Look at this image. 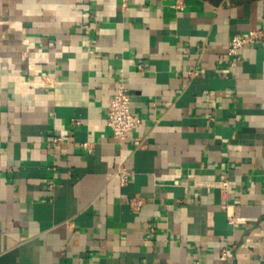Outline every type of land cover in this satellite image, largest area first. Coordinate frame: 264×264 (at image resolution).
<instances>
[{"label": "crops", "instance_id": "obj_1", "mask_svg": "<svg viewBox=\"0 0 264 264\" xmlns=\"http://www.w3.org/2000/svg\"><path fill=\"white\" fill-rule=\"evenodd\" d=\"M250 32L264 0H0V264H264V39L228 56Z\"/></svg>", "mask_w": 264, "mask_h": 264}, {"label": "built area", "instance_id": "obj_2", "mask_svg": "<svg viewBox=\"0 0 264 264\" xmlns=\"http://www.w3.org/2000/svg\"><path fill=\"white\" fill-rule=\"evenodd\" d=\"M263 39V35L259 32H250L246 35H235L230 41L228 56L237 57L245 45L254 44ZM43 83L45 86H52L48 78H44ZM130 104L131 99L128 89L122 84L119 85L116 93L108 102L106 124L112 130L114 138L120 143L126 141L129 134L143 124V120L131 112ZM58 140L59 139H55L54 141ZM82 147L88 151L91 150V145L88 143L83 144ZM116 175L122 185H126L132 179V174L128 172L124 166L118 168ZM217 185L221 188H227L228 183L220 182ZM231 221H233V219ZM225 256L226 252H223L222 257L224 258ZM194 264L200 263L195 262Z\"/></svg>", "mask_w": 264, "mask_h": 264}, {"label": "trees", "instance_id": "obj_3", "mask_svg": "<svg viewBox=\"0 0 264 264\" xmlns=\"http://www.w3.org/2000/svg\"><path fill=\"white\" fill-rule=\"evenodd\" d=\"M208 1H210V2H212V3H215V4H218V3H220L222 0H208Z\"/></svg>", "mask_w": 264, "mask_h": 264}]
</instances>
